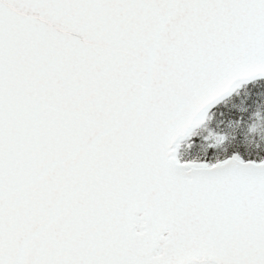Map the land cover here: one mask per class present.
<instances>
[{"label": "snow or ice", "instance_id": "1", "mask_svg": "<svg viewBox=\"0 0 264 264\" xmlns=\"http://www.w3.org/2000/svg\"><path fill=\"white\" fill-rule=\"evenodd\" d=\"M0 264H264V0H0Z\"/></svg>", "mask_w": 264, "mask_h": 264}]
</instances>
